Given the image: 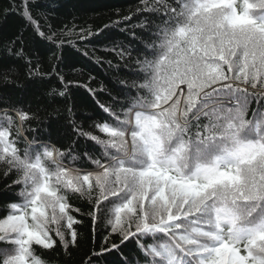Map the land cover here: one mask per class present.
I'll return each instance as SVG.
<instances>
[{"label": "snow or ice", "instance_id": "1", "mask_svg": "<svg viewBox=\"0 0 264 264\" xmlns=\"http://www.w3.org/2000/svg\"><path fill=\"white\" fill-rule=\"evenodd\" d=\"M16 7L0 31V264H48L37 249L71 264L85 215L79 264H264V0H138L106 61L127 71L99 91L60 67L83 69L68 46L99 33L58 26L59 0Z\"/></svg>", "mask_w": 264, "mask_h": 264}, {"label": "trees", "instance_id": "2", "mask_svg": "<svg viewBox=\"0 0 264 264\" xmlns=\"http://www.w3.org/2000/svg\"><path fill=\"white\" fill-rule=\"evenodd\" d=\"M59 2L62 7L59 16L55 19L58 26L66 24L71 27L75 25L77 30H79L80 27H84L99 33V35L88 37V40L78 41L80 44V52H76L75 48L68 46L69 53H75L77 57H80L77 61L78 69L79 65H83V69L71 70L65 68L61 62V70L73 80L86 81L89 76H94L95 79L91 81V84L98 91L101 85L105 86L106 89L119 87L117 84L118 77L126 72L127 69L121 65L119 70H117L115 64L110 67L106 61L115 59L113 55L109 54L112 41L115 40L119 43L128 33L124 30V24L118 25L113 23V21L124 15L131 14L138 6V0H59ZM10 3H13V0H0V31L5 34H9L16 30L22 23L19 7H16V10L13 11L9 9ZM20 4L21 0H15L16 6ZM5 9H8L7 13H5ZM105 25H108V27L106 28ZM89 41H91V43H89ZM85 50L88 52V56L81 57L80 54ZM43 66L46 69L51 67L47 57L43 61ZM72 91L77 93L75 98L79 101L93 100L91 95L83 88L73 87ZM105 95L106 93H100L101 102H105L103 99ZM85 114L90 115L91 113ZM51 119L54 120L57 119V117L52 116ZM45 123H47V121ZM0 184H2V181H0ZM0 191H2V189H0ZM17 199H19V197H17ZM73 203L79 206L82 212L87 211L85 201L76 198L73 199ZM80 218L84 220V224L77 225L76 227L82 230V247L79 252L73 254L71 264H79L80 257L83 255L84 251H87L91 246L92 228L89 223L90 218L86 215ZM104 230L105 226L101 224L97 229V237H102ZM0 247H6V245L0 244ZM37 253L44 260L48 261V264H57V258L53 257L51 251L37 249Z\"/></svg>", "mask_w": 264, "mask_h": 264}]
</instances>
